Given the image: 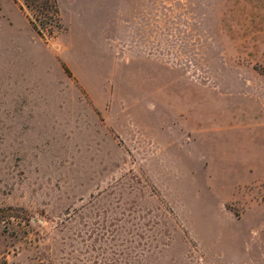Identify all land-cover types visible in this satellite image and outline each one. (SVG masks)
<instances>
[{
  "label": "rangeland",
  "instance_id": "374dc122",
  "mask_svg": "<svg viewBox=\"0 0 264 264\" xmlns=\"http://www.w3.org/2000/svg\"><path fill=\"white\" fill-rule=\"evenodd\" d=\"M0 0V264H264V0Z\"/></svg>",
  "mask_w": 264,
  "mask_h": 264
},
{
  "label": "trees",
  "instance_id": "16d2710c",
  "mask_svg": "<svg viewBox=\"0 0 264 264\" xmlns=\"http://www.w3.org/2000/svg\"><path fill=\"white\" fill-rule=\"evenodd\" d=\"M32 11L30 22L39 34L53 33L60 26V13L56 0H24Z\"/></svg>",
  "mask_w": 264,
  "mask_h": 264
}]
</instances>
